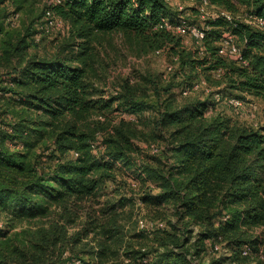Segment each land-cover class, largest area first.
<instances>
[{"label":"trees","instance_id":"trees-1","mask_svg":"<svg viewBox=\"0 0 264 264\" xmlns=\"http://www.w3.org/2000/svg\"><path fill=\"white\" fill-rule=\"evenodd\" d=\"M27 1L0 0V221L3 214L9 220L0 223V264H102L117 255L123 238L115 213L125 199L103 208L112 216L95 220L91 230L99 248L87 256L66 251L70 236L64 227L13 229L17 222L47 217L54 205L98 195L119 167L153 181L157 192L142 199L172 208L183 223L136 234L153 244L125 248L132 261L127 264H264V235L257 233L264 226V125L211 115L216 100L210 97L178 105L173 92L180 84L189 90L196 80H216L214 95L264 100V0H210L239 17L230 22L216 12L205 18L198 25L205 38L192 49L164 24L177 25L182 17L195 23L187 10L165 0H61L32 11L25 32L14 30L12 18ZM48 10L65 20L70 35L61 51L42 56L30 48L39 33L35 25ZM113 33L153 50L169 48L181 80L160 86L158 77L143 75L154 86L152 102L140 93L148 94L143 81L131 78L105 95L96 84V43ZM229 34L246 63L219 53ZM147 110L156 111V136L167 142L149 155L159 167L138 159L131 122ZM119 114L126 117L114 123ZM94 115L100 118L92 120ZM106 126L110 131L98 136ZM195 226L200 230L193 239Z\"/></svg>","mask_w":264,"mask_h":264},{"label":"rangeland","instance_id":"rangeland-1","mask_svg":"<svg viewBox=\"0 0 264 264\" xmlns=\"http://www.w3.org/2000/svg\"><path fill=\"white\" fill-rule=\"evenodd\" d=\"M51 0H28L25 3V8L17 13V17L12 19V25L14 30L25 32L27 24L31 20V12L35 14L41 12V9L46 5H49ZM186 14L197 25H203L205 16L215 13L218 8L210 6L206 8L205 14L200 10L201 0H184ZM198 9V13L195 12ZM43 19H41L42 21ZM40 21V22H41ZM38 22L35 28L39 33L35 36L36 42L31 46V53H37L42 56L48 54H54L61 51L63 43L69 38L70 31L66 28H60L58 26L46 29L43 23ZM43 24V25H42ZM183 44L189 49L194 48L198 43L194 37L190 34L182 35ZM97 50V64L96 68L99 71V76L96 77V84L105 91V95L115 90V87L119 86L126 78L132 80H142V76H150L153 78H159L160 86H166L170 82L176 83L181 78L175 76L174 68H177L178 63H174L170 49H164L163 52L158 53L157 50H153L147 46H144L136 40H130L119 33H113L106 36H101L100 41L96 43ZM173 65V70H168V65ZM144 83L146 92L141 95L148 97L150 95V102L154 101V89L151 83ZM185 92L184 85L180 84L174 87L176 104L181 105L185 102L193 99H204L210 97L216 100L215 107L210 111V114H225L232 117L235 121L252 125L254 127L264 125V100L254 96H247L240 100L243 101V105L235 107L231 105L227 97H219L212 94L213 91L218 89L216 80L211 83L206 80H196L195 85ZM209 87L211 91H207ZM144 89V88H143ZM208 94V95H207ZM230 97H237L236 95H229ZM168 96L163 93V99ZM239 98V97H238ZM126 114H119L116 116L114 123H118L121 119H124ZM157 113L154 110H147L140 119H134L132 125L137 131V142L141 148L138 154L140 161L149 162L152 166L156 167L160 165L157 159L150 158V154L154 153V149H164L167 146V142L162 138L156 136L155 119ZM100 118V116L94 115L93 119ZM105 120V117L102 119ZM106 125V121L104 122ZM112 126L104 128L97 132L98 136H103L109 132ZM155 137L157 139L155 140ZM155 152L154 154H157ZM119 166H121L119 164ZM156 184L153 181H147L141 179L137 174H133L131 170L125 167H119L115 174V179H110L105 182L98 195L82 201L69 202L66 207L63 205H54L51 207V212L47 217L36 218L28 221H20L15 223L13 230H28L31 232H41V230H51L53 226L64 227L68 236H70L69 248L66 250L68 253L81 255H89L90 250H97L98 244L94 238H99L91 228L97 222H108L111 214L104 215L102 213L103 208L111 203H118L119 200L125 199L126 203L119 207L116 211V217L118 224H120L122 231L123 245L117 246V255L111 256L109 260H106L102 264H127L132 261L124 255L125 248L132 246L134 249H140L142 245H152L151 238H139L135 236L141 231L146 230V233L151 234L152 230L143 227L142 223L147 221L163 222L162 228H170V221L178 223V226L182 227L183 223L178 221L174 210L169 207L149 205L142 197L147 193H156ZM6 214L2 215L1 224L6 221L9 222ZM7 224V223H6ZM193 228V239L199 233L200 227L195 226ZM148 229V230H147ZM86 233H88L86 235ZM258 234L264 235V226L257 229ZM80 240H75L80 236ZM85 236V237H84ZM214 255H226V252H216ZM212 256H208L207 259ZM139 264V263H138Z\"/></svg>","mask_w":264,"mask_h":264},{"label":"built area","instance_id":"built-area-1","mask_svg":"<svg viewBox=\"0 0 264 264\" xmlns=\"http://www.w3.org/2000/svg\"><path fill=\"white\" fill-rule=\"evenodd\" d=\"M61 0H51L49 2V4H54V3H58ZM166 2H168L171 6H173L175 9L177 10H185V5L183 3L184 0H165ZM192 1H196V0H192ZM210 0H201V5H200V10L205 14V12H207L206 8L210 7ZM218 12L220 15H223L227 20H229L230 22H235V20L239 17V16H235L233 13H231L228 10L225 9H218ZM215 12V13H216ZM214 14V13H212ZM211 14H208L207 17H209ZM18 15L16 14L15 16H13L12 19H15ZM205 16V18H207ZM42 24L44 27H46V29H49L51 27H55L58 26L60 28H64L65 27V20L62 19L61 17H59L58 15L54 14L53 11L48 10L44 20L42 21ZM259 24H263V20L259 19L258 21ZM165 27L168 28H172L175 32H177L180 35H184L187 33H190L194 39L196 40V42L198 44H202L203 39L205 38V30L203 27L198 26L197 24H191L188 22V20L185 17H182L180 22L177 25H172L169 22H165ZM163 26V25H162ZM164 49H159L157 50L158 53L163 52ZM219 53L223 56H235L238 57L239 61L242 63H246L243 60V56L242 54V47L236 42V39L234 37V35L229 34L227 37L223 38L221 43H220V48H219ZM168 70H173V65H168ZM195 87H198V84L195 85ZM207 91H209L210 89L207 87L206 88ZM189 90H185V92H188ZM218 96L220 97V95L218 94ZM228 101L231 105L235 106V107H240L243 105V101L240 100V98L238 97H230L228 96ZM92 147L95 149L96 147V143L93 142ZM159 149H154V153L158 152ZM78 155V153H77ZM227 219V217L225 218ZM143 227H146L148 229L150 228H155V227H163L164 223L163 222H154V221H147L146 223H142ZM218 247V246H217ZM244 253H247V249L244 251Z\"/></svg>","mask_w":264,"mask_h":264}]
</instances>
